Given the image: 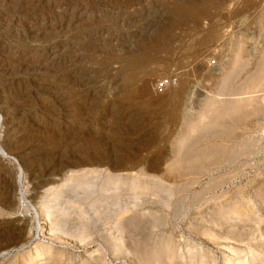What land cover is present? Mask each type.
Segmentation results:
<instances>
[{"label":"rangeland","instance_id":"obj_1","mask_svg":"<svg viewBox=\"0 0 264 264\" xmlns=\"http://www.w3.org/2000/svg\"><path fill=\"white\" fill-rule=\"evenodd\" d=\"M0 123V264H264V0H0Z\"/></svg>","mask_w":264,"mask_h":264},{"label":"bare ground","instance_id":"obj_2","mask_svg":"<svg viewBox=\"0 0 264 264\" xmlns=\"http://www.w3.org/2000/svg\"><path fill=\"white\" fill-rule=\"evenodd\" d=\"M241 61V60H240ZM239 63V62H238ZM235 65H237L236 63H235ZM228 76V75H227ZM260 78H262V77H260ZM260 78H259V80H260ZM227 79H228V77H227ZM250 80H253V78L252 79H250ZM252 82V81H251ZM258 82H260V81H258ZM257 82V83H258ZM256 83V82H255ZM261 83V82H260ZM252 84V83H251ZM250 84V85H251ZM262 84V83H261ZM254 86V85H253ZM254 97L252 96V97H250L249 96V98H239V99H237L236 98V100H230L229 102H227L226 104H224L223 105V103L221 104V102H219V101H216V100H214L213 102H211V103H209L208 104V106H207V109H205V111L206 112H204V114H206V116L205 117H207V115H208V117L209 118H207L208 120L206 121V119H205V121H206V125L205 126H207L208 124V126H210L209 128L211 129H213L214 127H211V125H213V124H215L216 125V123H219V121L220 120H218V117H222V115H227V114H235V116H238L240 113H243L242 112V110H247V109H249V111H250V113H255V111L257 110V108H256V106H255V103H254ZM218 100V99H217ZM261 108H262V106H261ZM218 114H221L220 116H217V120L216 119H214V118H212L213 116H215V115H218ZM238 114V115H237ZM256 114V113H255ZM203 116V117H204ZM210 116H212V117H210ZM231 116V115H230ZM242 116V115H241ZM245 116V115H244ZM202 117V118H203ZM224 117H226V116H224ZM223 117V118H224ZM201 118V119H202ZM211 118V119H210ZM237 118H239V117H237ZM200 119V120H201ZM220 119H222V118H220ZM203 120V119H202ZM201 120V121H202ZM204 121V122H205ZM222 121V120H221ZM199 123V122H198ZM203 123V122H202ZM200 124V123H199ZM199 124H197L198 126H200ZM201 125H203V124H201ZM214 125V126H215ZM218 125V124H217ZM216 125V126H217ZM2 126V123H0V127ZM215 126V128H217ZM219 126H221V125H219ZM197 126H195L194 128H196ZM201 128H203V129H205L204 128V126L202 127V126H200ZM198 128V127H197ZM209 128H207L206 127V129L208 130ZM196 130H198V129H196ZM196 130H194V131H196ZM228 131V130H227ZM233 151V150H232ZM206 155V154H205ZM205 155H202V156H205ZM199 156V155H198ZM208 156V155H207ZM206 156V157H207ZM200 157V156H199ZM205 157V158H206ZM195 158H196V156H195ZM203 158V157H202ZM194 160H196V159H194ZM197 160H200V158L199 159H197ZM205 160V159H204ZM202 161V160H201ZM195 162V161H194ZM176 163V162H175ZM176 164H178V163H176ZM181 164V163H180ZM182 168V167H181ZM174 169V168H173ZM74 173V172H73ZM88 175V174H87ZM75 178H77V176H76V174L74 173V174H70L69 176H66V178H64V182H65V184H66V186L68 187V185H70V187H74V185L76 184H73V180L75 179ZM80 180V179H79ZM78 181V180H77ZM82 181V180H81ZM70 182H72V185L71 184H69ZM118 183V182H117ZM81 186H83L84 187V189H91V187H92V185H91V183H89V182H87V183H84V182H82L81 184H77V187H81ZM97 186V185H96ZM77 189V188H76ZM69 190V189H68ZM72 190V189H71ZM44 204V203H43ZM32 206V205H31ZM34 209V208H33ZM36 211H37V209H36ZM48 212V211H47ZM45 217V216H44ZM40 220H41V218H39ZM43 219V218H42ZM44 223V222H43ZM3 223H1V225H2ZM11 224V223H10ZM8 222H6L5 223V226L3 227V228H1V230L0 231H2V230H14V227L12 226V225H10ZM40 225H42L41 224V222H40ZM2 227V226H1ZM41 227V226H40ZM25 228V227H24ZM23 232H25L24 230H23ZM22 231H21V233H23ZM20 233V234H21ZM14 234V233H13ZM24 234V233H23Z\"/></svg>","mask_w":264,"mask_h":264},{"label":"built area","instance_id":"obj_3","mask_svg":"<svg viewBox=\"0 0 264 264\" xmlns=\"http://www.w3.org/2000/svg\"><path fill=\"white\" fill-rule=\"evenodd\" d=\"M178 81L179 78L176 74L162 76L156 83V90L158 92H164L171 86L176 85Z\"/></svg>","mask_w":264,"mask_h":264}]
</instances>
